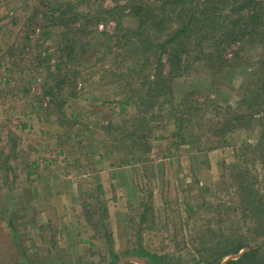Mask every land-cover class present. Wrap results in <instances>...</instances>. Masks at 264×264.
<instances>
[{"label": "rangeland", "instance_id": "obj_1", "mask_svg": "<svg viewBox=\"0 0 264 264\" xmlns=\"http://www.w3.org/2000/svg\"><path fill=\"white\" fill-rule=\"evenodd\" d=\"M47 1L52 4L54 0ZM116 1L123 5L127 0H104L103 5L111 7ZM71 2L81 12L92 11L98 3ZM45 10L41 0H0V159L11 154L14 142L9 136L16 142L9 159L14 167L12 179L3 177L4 166L0 164V264H27L23 251L49 258L53 264L78 259L109 262L108 245L120 255V261H132L127 252L137 245L170 252L174 258L177 254L190 257L188 250L194 252L199 242L195 236L200 223L197 217L208 220V212L213 210L209 206L231 199L233 189H227V184L235 166L245 162L249 181L253 180L254 169L263 170L264 149L257 143L260 126L251 120L233 121L222 137L225 140H215L218 136L212 137L210 129L216 127L217 117L198 111L190 129L199 138L188 136L186 131L189 142H180L172 135L177 131V112H169L168 105L160 108L158 102L151 109L146 96L139 105L117 103L123 80L103 72L115 68L112 66L119 59L106 52L105 34L111 33L112 21L101 22L94 29L98 39L93 44H104L101 47L100 43L96 52L88 48L79 53L78 46L76 88L71 94L66 89L62 116L66 123L61 125L57 109L40 88L46 62L44 68L40 66L37 54L45 55L46 46L53 49L51 41H45L44 46L39 43L35 51L37 35L32 34L28 43L33 50L24 53L20 48L25 32L38 30L47 22ZM123 21L128 26L136 25L133 18L124 17ZM57 32L53 29L51 38ZM73 38L77 45L90 44L89 37L81 33ZM235 51L241 56L232 60L235 68L216 82L201 62L175 78L174 104L192 92L189 101H194V107L207 94L212 101L235 107L243 86L260 68L264 45L245 42L241 48L236 44L224 54L231 57ZM30 61L36 70L32 67L31 72L26 69L20 73L24 65H31ZM129 63L127 60L117 68L126 73ZM24 74L32 76L28 79ZM121 106L124 111H120ZM122 129L126 136L139 131L146 134L143 141L149 151L137 163L120 162L121 158L134 162L127 151L131 140L117 141L123 136L117 130ZM112 135L117 138L112 139ZM204 200L210 205L197 208ZM188 207H193L196 214L190 217ZM11 215L14 230L7 225ZM250 225L248 219L244 229L249 242L261 241L254 238Z\"/></svg>", "mask_w": 264, "mask_h": 264}, {"label": "trees", "instance_id": "obj_2", "mask_svg": "<svg viewBox=\"0 0 264 264\" xmlns=\"http://www.w3.org/2000/svg\"><path fill=\"white\" fill-rule=\"evenodd\" d=\"M88 1L94 3L98 1L90 12H81L78 5H73L71 0H54L52 4L41 0L46 7L43 13L48 16L47 22L42 23L38 30L25 32V37L20 42L21 51L27 53L33 50L28 43L32 40V34L37 35L35 51L45 41H51L49 45H52L54 50L43 45L45 55L37 54L40 66L42 64L44 68L43 62H46L45 77L40 88L48 97V102L57 109V120L61 125L66 123L62 119L66 89H69L68 93L71 94L76 88L79 72L78 46L79 53L88 48L91 50L95 48L91 52H96L97 46L102 42L93 44V41L98 39L94 29L101 22L112 21L114 26L111 33L105 34L106 52H111L119 59H115L118 63L112 66L115 68L103 69V72H110L116 79L123 80V93L119 91L118 94L122 95L117 103L139 105L143 96H146L151 109L158 102L160 108L168 105L169 112L174 114L177 112L174 115L177 131L172 135L178 137L180 142H189L185 135L186 131L188 136L199 138L190 129L193 115L198 111L217 117L216 127L210 129L212 137L214 136L212 134L218 136L214 137L215 140L225 137L229 132L227 128L232 126L233 121L245 123L251 120L260 126L257 143L264 149V57L259 60L260 68L243 86L235 107L223 105L217 100L212 101L208 94L203 96L202 103L196 101L200 105L194 107V101H189L192 92L180 97L178 105L174 104L175 94L172 85V81L187 74L195 62L203 63L216 82V79L229 74L235 68L232 64L233 59L241 58L240 51H235L231 57H227L224 54L227 48L236 44L242 48L245 42L264 45V0H127L123 5L116 1L111 7L104 6V0ZM124 17L135 19L136 25H125ZM31 18L32 15L27 20L31 21ZM53 29H57L58 32L56 37L51 38ZM79 33L89 37V45L81 43L80 38L77 45L73 37ZM103 45L102 43L100 46ZM94 60L99 62L98 58ZM127 60H130V63L127 66L128 71L124 73L122 68L117 66ZM13 67L11 66L9 71H12ZM32 67H34L32 64L24 65L20 68V73L26 72V69L31 72ZM36 68L34 67L35 70ZM31 76L24 74V78L30 79ZM8 80L7 77L5 81ZM178 106L183 107L178 109L176 108ZM124 110L125 107L121 106L120 111ZM259 113L261 115L257 118L256 115ZM225 121L227 122L223 125ZM117 131L119 134L124 132L123 129ZM113 138L117 137L112 135ZM145 138L146 134L141 131L131 136L118 137L119 142L131 140L127 151L129 156H133L134 161L121 158L120 162L130 164L142 159L141 156L149 151V146L143 141ZM9 140L14 142L10 148L11 154L0 159V164L4 166L3 177L6 180L12 179L13 176L14 167L9 159L16 148L12 135L9 136ZM243 157L244 154H241V162L244 161ZM30 165L36 164L30 162ZM235 167L236 171L230 173L227 184V189H233V192L230 191L231 199L209 206L213 210L208 212L210 214L208 220L196 216L200 218L199 228L195 232L199 242L194 247V252L188 250L190 257L184 258L177 254L174 258L170 252H160L144 245H137L127 254L138 262L120 261V255L108 245L109 262H84L78 259L68 264H264V168L262 171L254 169L253 180L249 181L246 177H249L250 171L245 162L244 165ZM254 183H257L256 188ZM207 205H210V201L204 200L197 208L201 209ZM188 211L191 213L188 214L190 217L196 214L193 207H188ZM248 219L251 224L250 231L255 234L254 238H260L261 241L251 243L245 236L247 229L244 228ZM7 225L13 230L16 228L12 215ZM22 254L27 264H53L51 259L35 253L30 255L28 251H23Z\"/></svg>", "mask_w": 264, "mask_h": 264}, {"label": "water", "instance_id": "obj_3", "mask_svg": "<svg viewBox=\"0 0 264 264\" xmlns=\"http://www.w3.org/2000/svg\"><path fill=\"white\" fill-rule=\"evenodd\" d=\"M131 260L134 261V262H138L136 259H133V258Z\"/></svg>", "mask_w": 264, "mask_h": 264}]
</instances>
